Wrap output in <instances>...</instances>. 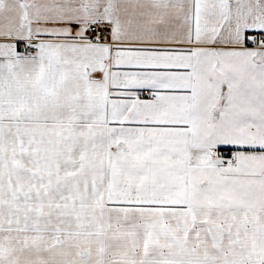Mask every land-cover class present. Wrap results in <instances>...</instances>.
<instances>
[{
	"label": "snow or ice",
	"instance_id": "6c2138e0",
	"mask_svg": "<svg viewBox=\"0 0 264 264\" xmlns=\"http://www.w3.org/2000/svg\"><path fill=\"white\" fill-rule=\"evenodd\" d=\"M0 264H264V0H0Z\"/></svg>",
	"mask_w": 264,
	"mask_h": 264
}]
</instances>
